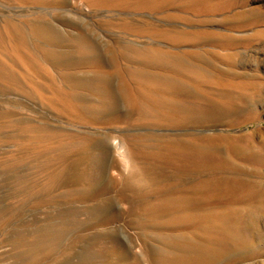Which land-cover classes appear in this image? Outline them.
Instances as JSON below:
<instances>
[{
    "label": "bare ground",
    "instance_id": "obj_1",
    "mask_svg": "<svg viewBox=\"0 0 264 264\" xmlns=\"http://www.w3.org/2000/svg\"><path fill=\"white\" fill-rule=\"evenodd\" d=\"M17 1L59 6L55 17L72 32L49 11L0 16V95H26L43 108L29 106L36 116L23 119L0 107V138L20 148L0 160V233L31 198L50 209L45 227L9 233L15 258L28 264L78 244L87 246L83 262L99 264H239L260 256L263 153L253 152L251 134L216 127L248 126L264 105L260 80L218 71L219 63L236 66V47L264 37V11L249 0H74L93 14L120 10L96 18L109 41L91 13L86 19L68 8L72 0ZM173 9L206 18L164 15ZM217 22L229 32L205 28ZM243 154L248 166H236ZM6 187L13 192L5 197ZM17 196L22 203L11 207ZM121 219L142 231L137 252L145 260L134 243L120 247L119 228L109 229ZM72 256L63 254L64 263Z\"/></svg>",
    "mask_w": 264,
    "mask_h": 264
},
{
    "label": "rangeland",
    "instance_id": "obj_2",
    "mask_svg": "<svg viewBox=\"0 0 264 264\" xmlns=\"http://www.w3.org/2000/svg\"><path fill=\"white\" fill-rule=\"evenodd\" d=\"M85 6L86 5L84 4L83 6L80 7L79 3H77V2L74 3V0H72V1H70L69 5H68V8H73L74 7L73 9H76V8L80 9L79 12L76 13V16H80V17L82 16V17L88 19L87 17H85V14L88 15V14L91 13V11L88 12L89 9L86 8ZM249 7L250 8L262 9V11H264V0H249ZM34 8L36 10H34ZM3 11H4V13H3ZM33 11H36V12H42V11L52 12V14H54V15H52V17H50V19L51 20H53V19L58 20V21L54 20L52 22L55 25H57V26H58V22H60L59 26L61 27V31H66V29H67L68 32H72V31H70L71 28L66 26L63 22L61 23L59 18L56 19L55 16H57V15L60 16L59 14H62V12H61L62 10H60L59 6L49 8V7H46V6H43V5H39L38 6V5L23 4V3L21 4V2H19L17 0H0V16H4L5 15L4 17H10L11 16V17L16 18V14L17 15L18 14L19 15L20 14H22V15H31V12H33ZM103 11H104V13L101 10L98 13L99 15L91 13L90 16H89L90 17L89 19H90V21H93V24L96 27L99 26L100 28L99 27L98 28L100 30L101 29L104 30V31L101 30L102 31L101 32L102 36L107 37L106 39L110 41L113 37L111 35H109V32H106L105 27L103 28L102 25L99 24L98 22L100 20H102V18L104 16H107L108 13H109L108 16L116 15V13L118 11L120 12V10L116 11V10H112V9H103ZM122 12H125V11L121 10V13ZM166 13H168V14H172V13L188 14L192 19L194 18V20H200V19L206 18L205 16H196L194 14H193L194 15L193 16L190 13L182 12L180 9H173V10H170V11H166L164 15H166ZM103 14H105V15H103ZM156 14L157 13H150V15L152 17L154 16L157 19L160 18V16L163 15V14H161V15H159V14L156 15ZM91 17L93 18V20H92ZM100 17H101V19H100ZM216 17H214V18L219 21V20L222 19L223 16L222 15H220V16L218 15V17L217 18ZM96 18L99 19V21ZM172 21L175 22L181 28L185 27V23L184 22H181V21L176 20V19H173ZM169 24L170 23H167V25H169ZM60 27H58V28L60 29ZM208 27L221 30L222 32H225V33L229 32V30L227 29L226 26L221 25L218 22H217V24L215 23V24L209 25V26H207L205 28H208ZM68 28H69V30H68ZM262 29H264V27H262ZM252 32L253 31H251V33ZM248 33H250V32H248ZM141 39H142V41H141L142 43H145L146 45H148L149 40H150L149 37H142ZM156 45L172 49L171 42H169L167 40H162V39L161 40L160 39L157 40L156 39ZM185 46H186V44L183 45V47H185ZM219 50H218V52H220L222 50L220 53L222 55H224V56L228 55L230 53L229 50H226V49H221L220 51ZM234 52L236 53L235 61H234L236 66L235 67H233V66L231 67L230 65H228V63H225V62L224 63H219L218 64V68H219L218 71H222L223 73H226V72L229 73V72H235L236 71L239 75L242 76V78H245L247 80L252 79V80H254L256 82H258L260 80L261 83L264 84V37H262L260 40L255 41L253 43L239 45L238 47H236V50ZM107 61H108V58L106 59V62ZM230 68H232V69H230ZM0 100H1V103H0V107L1 108H4L6 110L8 109V111H9L10 108H12V110L14 109V111H15V112L13 111L14 113H16V111L18 112V113L15 114L17 118H23L24 117L23 119H26V118L29 119L30 115H31V118H34L36 115L32 111H29V110H31L29 108V106L30 107L31 106H34V107L36 106V107H38L40 109L42 108V106H41V104H40V102L38 100L30 99L28 96H26V95L24 96V95L19 94V93H12L11 95H9V97L8 96H4V95L3 96L0 95ZM9 102H10V104H9ZM11 102H15V104L17 105L18 109L16 108V105L13 104V103L11 104ZM19 103H22L23 105H21ZM18 104H19V106H18ZM44 110H45V108H44ZM45 111L48 112V114L51 113V115H53L52 111H50V110L48 111V109L45 110ZM256 113L257 114L259 113L258 116L255 119L253 118V121H252V119L248 120V123L252 122L248 126H246L245 123H244L241 126L238 125L239 127L236 126L234 128L233 127L229 128L228 126H225L226 123H225V125H224V123L223 124L219 123L217 125V127H216V129H218V130L214 129V131L216 130V132H220V133L224 132V133H227L229 135H231V133H232V135H236V136H245L247 134H251L252 135L251 138H252V141H253L252 143L255 146L254 149H253V152L255 153V155L263 153L262 155L264 156V151L262 152L263 147L261 146L263 144V142H264V105L258 107L256 109ZM257 118H259V119H257ZM256 119H257V121H256ZM258 121H260V122H258ZM62 123H64L63 124L64 126H69L70 129L71 128L72 129H77L75 126L72 127L71 125H67V124L65 125V121L62 122ZM161 132H164V131H161ZM0 140H1V138H0ZM1 143H2V145H1ZM246 146H248L247 143H246ZM260 147H262V148H260ZM257 148H260V149H257ZM19 149L20 148L17 145L12 144V143L11 144L10 143H3L2 140H1L0 141V160H2L6 155H8L9 152L18 153ZM1 150L4 151L5 153L2 152ZM6 151H9V152H6ZM224 151H226L224 153H228L226 149ZM248 159H249V157H248L247 154H243V155L239 156L238 159L234 158V160H236V162H235L236 166H239V167L240 166H243V167L248 166V164H247L249 162ZM253 161H254V167L261 168L260 163H259L260 160L254 158ZM262 171L264 173V168L262 169ZM4 177L5 176H3V175L0 176V183L3 182V179H6ZM263 186H264V179H263ZM10 192H13V189L10 188V187H6V188H3V190H1L2 195L5 196V197ZM21 199H23V198L19 197V196H17L15 199H13L11 201L12 203L10 202L11 203L10 204L11 207L13 206L15 208L16 206L21 204L22 201H23ZM41 199H42V197L39 196V197L31 198L29 201L27 200L24 210H22V211L16 210V212H14V214L16 216V218H15L16 221L14 220V224L11 227L10 231L9 232H5L4 231V232L0 233V264H23L22 260L18 259L17 257L15 258V256L13 255L14 253L17 252V250L15 248L16 244L13 242V240H8V242H7V239L10 237L9 233H13V231L15 229H22L23 228L24 231L29 232L31 234V233H34V231H36L39 227H45L48 224V221H47L46 218H47V215H48L47 213L49 212L50 209L42 206V204H41L42 200ZM6 203L7 202L4 201V204L2 203L1 206L8 205ZM38 203H39V205L41 207L38 205ZM33 206H36V207H33ZM13 211H15V210H13ZM124 220L126 221L128 219L126 218ZM124 220L121 219L119 222H116V223L112 224L109 227V229L110 228H114V226H115V228H119L120 229V231H119L120 234L119 235H120V242H121L120 244L122 245V246L120 245V247H122V248L124 247L123 249H126V248L129 249L131 247L130 243L132 242V243H134V246H136V247H133V248H135L133 250V252L135 254H138V256H140V255H142V254H140V253H142V251L140 252L141 246H142V249H143V240L141 241V237L144 238V236H142L143 233L140 234L142 232L140 229H137V228L133 229V227H128V225L125 226L126 222ZM29 226H30V228H29ZM33 229H35V230H33ZM261 230L263 231L262 234L264 235V224H263V226H261ZM121 231H122V233H121ZM88 233H90V231H85L84 232V234H88ZM81 234H83V233H81ZM252 236H255V235L253 234ZM262 237H263V239H262V242L260 243L261 249L259 248L262 251L260 253V256L257 255V257L254 260L247 261L245 263L241 262L239 264H246V263L248 264L249 262H250V264H264V255H263L264 254V249H263L264 248V236H262ZM130 240H132V241H130ZM148 242H151V241L149 240ZM153 243H154V246H156L155 242H152V245H153ZM80 245L81 244H78L75 247L76 250L75 249L73 250L75 253H78V256H75L73 251L70 252L68 250V245H65L64 248L62 249V251L58 252L55 257L48 258L46 260H45V258H42L43 260L39 259V261H35L34 259L30 258L31 260L29 259V261L27 263L28 264H34V263L35 264H95V263L99 264L98 262H92V263L83 262L80 258H81V254H85L86 250L84 249V247H87V246H86V244H83L85 246L80 247ZM135 251L136 252L139 251L140 253H138V252L136 253ZM65 253H73V255L75 257L72 256L73 258L71 257V259H69V261H67V263L66 262L64 263L63 254H65ZM141 258L144 259L145 257L142 256ZM142 263L144 264L143 260H142ZM100 264H101V262H100ZM145 264H149V263H147V261H145Z\"/></svg>",
    "mask_w": 264,
    "mask_h": 264
}]
</instances>
